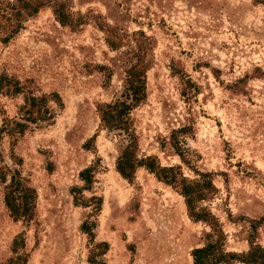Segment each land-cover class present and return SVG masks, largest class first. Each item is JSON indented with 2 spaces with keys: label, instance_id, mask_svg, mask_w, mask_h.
Instances as JSON below:
<instances>
[{
  "label": "rangeland",
  "instance_id": "rangeland-1",
  "mask_svg": "<svg viewBox=\"0 0 264 264\" xmlns=\"http://www.w3.org/2000/svg\"><path fill=\"white\" fill-rule=\"evenodd\" d=\"M47 1L2 42L18 6L0 0V73L23 87L0 90V125L19 117L29 92H57L64 103L53 122L31 125L13 143L6 135L0 140V165L17 167L37 195L32 219L15 220L0 182V264L19 234L26 264H91L79 229L90 209L75 206L69 188L96 156L93 192L103 204L95 234L109 243L104 259L193 264L191 250L205 243L209 226L192 220L178 190L146 169L138 168L131 183L122 178L115 162L124 140L100 125L97 106L121 98L137 57L147 67L146 98L131 111L139 156L180 165L190 179L195 171L210 173L214 190L199 204L220 221L226 249L246 252L250 240L264 247V0ZM61 3L67 24L53 12ZM183 125L192 129L185 137L189 164L170 139ZM94 133V145L84 148Z\"/></svg>",
  "mask_w": 264,
  "mask_h": 264
},
{
  "label": "trees",
  "instance_id": "trees-1",
  "mask_svg": "<svg viewBox=\"0 0 264 264\" xmlns=\"http://www.w3.org/2000/svg\"><path fill=\"white\" fill-rule=\"evenodd\" d=\"M15 25L1 38L2 42H8L22 28V22L28 16L36 14L43 6L48 5L47 0H15ZM6 8V7H4ZM1 16L11 20L12 11L4 9ZM15 8V7H14ZM12 8V9H14ZM53 12L57 20L62 24L69 22L68 16L62 10V3L54 7ZM8 13V14H7ZM14 18V17H13ZM112 42L110 45H113ZM137 62L131 64L125 75V82L121 98L113 102L102 103L97 106L100 125L108 132H114L122 136L124 144L116 158L115 169L122 178L131 183L135 172L142 167L163 183L176 188L183 197L188 216L194 221L206 223L210 230L205 233V243L191 250L193 264H232L241 262L244 264H264V247L254 240L249 241V249L246 252L229 251L225 247L226 235L218 218L209 209L199 203L208 197L214 185L210 173L195 171L197 178L186 177L180 165H161L156 155L138 154V138L133 129L131 111L142 103L146 98V69L143 64ZM105 70L104 66H99ZM109 79L110 72H105ZM9 90L11 93H20L23 89L20 82L5 73H0V90ZM51 103H54L52 105ZM64 106L61 96L57 92L35 95L29 92L24 97V102L19 109L18 118H4L0 125V140L6 135L12 139L17 137L40 122H53L56 116V108ZM192 132L190 125H183L171 132V145L181 162L189 164L187 158V146L185 137ZM97 134L94 133L84 143L83 147L90 149L94 145ZM163 146V145H161ZM15 155L12 154V159ZM21 162L20 158L15 161L16 165ZM101 166V157L82 168L78 173L79 184L69 188L72 202L75 206L90 209L87 216L81 222L79 229L87 237L90 246L87 261L91 264H109L104 255L109 250V243L105 240L96 241L95 229L97 217L102 209L103 196L93 192L95 175ZM0 182L4 184L3 200L10 216L15 219L30 220L33 217L36 205V190L23 177L17 167L0 165ZM85 192L91 195L86 196ZM11 257L2 264H26L29 254L25 251V238L22 234L17 235L11 245Z\"/></svg>",
  "mask_w": 264,
  "mask_h": 264
}]
</instances>
